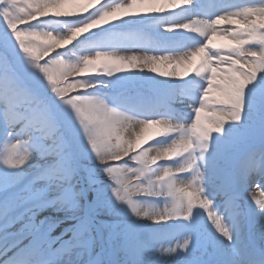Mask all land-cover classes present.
Returning <instances> with one entry per match:
<instances>
[{
	"label": "clouds",
	"instance_id": "1",
	"mask_svg": "<svg viewBox=\"0 0 264 264\" xmlns=\"http://www.w3.org/2000/svg\"><path fill=\"white\" fill-rule=\"evenodd\" d=\"M90 2L92 7L87 12L60 17L48 11L59 0H39L32 18L21 17L17 28H10L0 20L5 35L0 46V169L6 174L0 176V264H15L19 257L26 264H148L153 248L146 240L148 232L138 230L137 226L161 224L163 216L158 218L145 209L169 203L165 199H152L162 196L163 189L155 190L151 177L141 178L150 154L156 164L154 176L166 175L170 171L167 164L191 168L181 182L187 184L199 178L200 195L209 205L208 220L209 215L218 213L219 202L223 205V215L219 216L224 220L226 217L229 224L234 223V217L249 214L264 222V196L257 201L256 185L249 190L251 204L241 202V190L247 186L248 178L256 174L264 176V100L258 119L253 120L252 101L250 96L246 97V90L250 93L249 86L254 85L258 74L264 73V59L259 64L253 59L261 46L248 45L245 51L251 55L247 59L237 55L235 61L230 59V53L211 52L213 60L227 65L225 69L218 68L216 76L225 82L221 91L227 103L205 99L212 78L205 61L194 75L204 82L202 91L184 94L186 87L170 86L176 94L168 97V108L181 135L163 142L153 138L137 146L135 133L128 131L124 135V122L132 121L139 133L145 124H159L160 120L155 115L132 111L130 94L113 91L110 81L87 72L88 62L79 54V46L95 35L91 26H99L113 10L104 0ZM9 6V0H2L0 7ZM220 18L216 15L208 21L215 25ZM17 31L40 36L48 42L29 40L25 46L34 49V54H30L21 47ZM73 33L80 35L74 37ZM62 40L67 43L57 47ZM200 47L208 48L207 41ZM17 60L32 74L35 86L17 71ZM240 63L246 67H240ZM50 72L58 75L57 83L49 80ZM261 80L264 81V76ZM69 101L75 102V106ZM85 105L92 109L87 116L77 111ZM201 109L226 120L210 119L218 131L202 141L192 140L197 145L195 154L189 152L174 159L177 152L187 147L183 142L190 139ZM189 115L190 120L186 118ZM13 144L19 145L20 155L9 162L7 148ZM250 161L255 163L249 166ZM80 171L85 172L84 179L92 189V201L87 208H92L99 199L101 212L109 219H97L100 212L90 215L79 199L65 201L61 197L62 185L72 181ZM145 183L149 187L142 189ZM129 186L134 189L131 196L127 194ZM49 207L73 223L54 234V226L58 228L63 221L45 216ZM193 210L189 201L183 208V219L172 220L179 215L175 206L167 216L169 221L190 222ZM133 239L144 248L135 260L127 257ZM194 240L195 235L189 232L183 237L188 248L181 247L183 244L179 248L156 246L154 252L167 258L188 254ZM227 242L231 249L237 244L240 247L232 264H264V223L260 224L254 241H246L243 230L235 224Z\"/></svg>",
	"mask_w": 264,
	"mask_h": 264
},
{
	"label": "bare ground",
	"instance_id": "2",
	"mask_svg": "<svg viewBox=\"0 0 264 264\" xmlns=\"http://www.w3.org/2000/svg\"><path fill=\"white\" fill-rule=\"evenodd\" d=\"M167 6L165 5L164 0H133V1H127L126 3L122 4L121 7L114 8L110 14L115 16V23L117 25L125 22H134V21H140L144 19H148L152 16L158 15L162 12L167 11ZM119 10V11H117ZM49 12H55L57 16L60 17H72V16H78L76 11L73 10L70 3L66 2L65 0H59V3L56 7H51L48 9ZM239 15L232 17V19L236 20V23H232L231 20H227V23L229 24H239L240 22H246L248 25H253L254 22H260V20L264 17V7L262 8H251L247 11V16H241L244 13H238ZM238 18V19H236ZM264 22V20H262ZM92 30L95 32L97 30V27L95 25L91 26ZM84 31H87L85 29ZM80 33H73L74 37H78ZM64 43H67L66 40H62V42L57 44V47H61ZM105 58H108L110 61V64L117 66V73L119 75H126L129 77H136V76H144V75H155L158 77V79L161 81H165L167 83H175L180 82L176 81L179 79H183L184 76H177L175 73L178 71L177 65L175 68L171 67V63L168 61V63H164L161 65L162 71H167L169 75H160L159 72H153L150 70V67L147 66L152 59H150L147 55L133 52V53H127V52H120L115 55H107L104 56ZM133 57L136 59L133 61ZM183 56H174L171 60V62L178 60ZM134 65V66H133ZM173 69H175V72H173ZM125 132L124 135H127L128 131H131L136 134V144L139 142H142L143 139L147 138L150 135H153L154 132L152 128L145 124L143 127L140 128L139 133H136L135 127L133 125L132 121H125ZM175 188L176 192L184 193L186 198L193 201L198 202L200 199L204 201L203 205H208V203L201 197L199 189H195L186 183H182L181 181L175 182ZM249 192L245 193V197L248 199ZM249 200V199H248ZM150 210V209H145ZM205 211V209H203ZM205 214H197V216L202 217L204 220L208 222L209 228L212 232V239L223 242V237L219 235L216 230L214 229V226L211 224L210 220H208ZM158 218L163 216L164 219L160 220L161 224H164L167 222L168 218H165V214L163 212V209H158L155 213ZM45 216L48 217H55L57 214L54 213L52 210H46ZM259 221V219H258ZM261 222V221H259ZM67 222H65L62 225H66ZM264 223V222H263ZM219 231V230H218Z\"/></svg>",
	"mask_w": 264,
	"mask_h": 264
},
{
	"label": "snow or ice",
	"instance_id": "3",
	"mask_svg": "<svg viewBox=\"0 0 264 264\" xmlns=\"http://www.w3.org/2000/svg\"><path fill=\"white\" fill-rule=\"evenodd\" d=\"M192 3V0H181V4L184 6H190ZM119 11V10H117ZM221 16V18L219 20L215 21V25H219L224 23L225 20H231L232 23H236V20L232 19V17L239 15L238 13H230L227 16L226 15H222L219 14ZM199 22L193 21L191 24H187L184 27L186 29H192L193 25L198 24ZM205 28L208 30L213 29V27L215 25H213V23L211 21H206L204 22ZM195 32H199L200 35H204V32L201 31L199 28H195L193 29ZM215 37H219L222 41V43H214L213 38ZM16 38L21 42V47L24 48V51L28 52V53H32V50L28 47L25 46L24 42H23V34L22 33H16ZM229 41L227 40V38L225 36H221L219 35L217 32L213 31L211 38L208 39L207 44L208 47L211 49H217L220 47H224V46H228L229 45ZM259 53V60H254L255 63L259 64L260 61L262 59H264V46L260 47V51L257 52ZM206 54V48L203 47H198L197 50L192 51L191 53H189L187 56L185 57H181L178 60L175 61L178 71L175 73V75L177 76H185L189 71L191 72H195L197 69V64L204 58ZM208 55H211V53H208ZM97 59H100L99 57ZM133 61L136 59L135 57L132 58ZM169 58L168 57H163L162 59H152L151 62L147 65L150 67V70L153 72H159L160 75H169V73L167 71H162L161 70V65H163L165 63V61H167ZM90 63V62H88ZM134 66V65H133ZM207 67V65H206ZM217 71L218 69L213 67L211 68V80L208 81V92L205 93V99L207 100L209 98L210 94H215L214 89H213V85L219 83L220 81L216 78L217 76ZM204 72V69L201 70V73ZM241 84H243V81H241ZM69 103H72L73 106H75V102L73 101H69ZM203 109H201V111L197 114L196 117V124H194L192 126V131H196L197 130V126L200 123V118L201 115L203 114ZM150 126V125H149ZM209 131H218V129H212L211 127L209 128ZM207 139V136H203V140ZM19 150V145H9L7 148V151L11 154V155H15ZM11 155L9 157V162L11 161ZM257 191L255 192V196L257 198V201L259 200L260 197L264 196V186H261L260 184L256 185ZM221 220H223V217H220L218 213H213V221L215 223L214 229L216 230V232L221 235V232H223V235H221L224 239L225 237L230 236L231 234V229L227 228V230H225V226H222L221 224ZM219 229V231H218ZM228 240V239H225ZM183 248H188L189 244L187 241H185V243L181 246ZM240 251V247L239 244L236 245V247L231 249V252L233 254H237ZM15 264H26V261L23 257H19L16 259Z\"/></svg>",
	"mask_w": 264,
	"mask_h": 264
},
{
	"label": "rangeland",
	"instance_id": "4",
	"mask_svg": "<svg viewBox=\"0 0 264 264\" xmlns=\"http://www.w3.org/2000/svg\"><path fill=\"white\" fill-rule=\"evenodd\" d=\"M66 1L70 2L73 6H74L75 3L78 2L77 0H66ZM72 1H73V2H72ZM26 4H28V5H30V4H34V0H29V1H27ZM49 74H50L52 77H53L54 75L57 76L56 73H52V72H50ZM113 74H115V73H113Z\"/></svg>",
	"mask_w": 264,
	"mask_h": 264
}]
</instances>
